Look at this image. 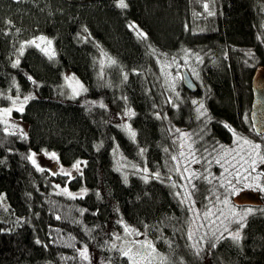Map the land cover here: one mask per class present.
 <instances>
[{"label": "trees", "instance_id": "16d2710c", "mask_svg": "<svg viewBox=\"0 0 264 264\" xmlns=\"http://www.w3.org/2000/svg\"><path fill=\"white\" fill-rule=\"evenodd\" d=\"M118 3L0 0V106L23 103L14 112L27 127L22 135L0 122V264H130L117 246L125 227L152 236L162 264H264V203L240 223L230 212L244 209L230 192L234 171L252 152L243 140L264 147L250 121L252 76L264 65V0ZM39 36L51 40V58L28 43ZM174 52L201 62V85L195 92L182 85L184 99L166 103L169 92L155 82L157 59ZM69 74L83 82V93H69ZM203 92L206 113L197 117L190 99ZM169 125L188 131L195 153L189 176L199 179L187 185L189 192L196 186L201 215L192 247ZM42 150L66 167L79 162V171L67 178L40 169L27 157ZM115 150L160 178L125 177ZM239 229L237 241L230 234Z\"/></svg>", "mask_w": 264, "mask_h": 264}, {"label": "rangeland", "instance_id": "374dc122", "mask_svg": "<svg viewBox=\"0 0 264 264\" xmlns=\"http://www.w3.org/2000/svg\"><path fill=\"white\" fill-rule=\"evenodd\" d=\"M205 5L208 6V4H205ZM261 12H262V15L264 16V5H262ZM263 33H264V29H263ZM39 37H43V36H39ZM39 37H36L34 39L36 43L40 45V48H47L48 52H51L52 42H51V45L47 44V41H49L50 39L47 37H44L45 42H41L39 40ZM258 38L262 40L261 34H259ZM252 54L253 53L251 51L246 52V62L251 66L252 65L255 66L256 64L255 62L257 59ZM184 57H187V56H184ZM189 59H190V62H187L186 60H180L179 58H176V57H173L171 59L168 57L157 59L159 66H158L157 73L155 74L156 75L155 82L159 83L160 85L165 86L166 91L169 92V96L171 99H166V103L171 102V100L174 101L175 103H178L179 100L184 99L182 95V91H181L182 90L181 87L183 85L181 70L183 68H187V70H189L190 74L196 81L195 83L201 85V78H200V74L198 71L201 62L197 64L196 58L191 57ZM100 61L102 65H104L105 63V66H106L107 61H106L105 55L101 56ZM67 83L69 85V93L71 95L77 96L85 91V85L75 75H71V74L67 75ZM74 89H75V94L73 93ZM170 94H172V96ZM206 95L207 94H204L203 92V95L200 96L199 98L190 99L191 105L194 107L195 114L197 117L204 116L206 113V110H205V96ZM201 103L203 104V108H200ZM20 105L21 104L17 103L15 105L12 104L11 106H7V107L0 106V110L4 108L12 109L9 116L4 117L0 115V122H3L6 120L7 123L3 122L6 125V127L12 129L14 132L20 133L22 135H26V132H27L26 124H24L15 115V112H14L16 111V108H18ZM128 118H129V115L124 116L123 123H127ZM228 129L233 133L235 138L238 136L232 127L228 126ZM169 132H170L169 134L171 135L170 139L174 147V153L172 156L171 165H173L174 167V171H175L174 174L178 177L177 179H179L180 181V191L182 192V200L184 201L183 203L187 204L186 203L187 200L185 199V196L187 192H189V188L187 185L189 182H188V179L182 180L181 175L185 177H189V173L191 172V169H192L194 156L192 155L193 152L191 149V141H190L188 131L185 130L184 128L177 127L174 125H169ZM184 134H187V136H185ZM261 136L264 137V134ZM261 142L260 141L254 142V144L261 145V155H264V147ZM181 145H183V147H181ZM181 152L184 153L183 156L181 155ZM52 153H55V152L42 150L39 152H34L32 154H35L34 159L36 161V165L40 169L47 171L55 176L62 175V176H66L67 178H71L79 171V168H75L74 165L69 166V167L61 165L57 153H55L56 154L55 159L52 158L51 156ZM113 155H114V160H115V165H116L117 170H119V172L122 173L125 177H128L131 174L133 175L141 174L144 177L147 176V178L155 176L154 173L151 172L149 168L145 167L143 163L141 166L133 165L129 163L124 158L123 153L120 152L119 150H115ZM173 157H176V159L173 160ZM251 157L252 159H255L253 155L252 156L249 155L245 157L244 161L248 165L243 164V168H241L240 166V170L234 171L235 173L234 187L238 189L239 191L236 194H234V196L232 197L233 204H234L233 198L238 197L243 191H253V192L258 193L259 198L264 203V191H260L259 189L255 187H244L243 186L245 183H247V184H253V185L259 184L262 187H264V162H261L260 158H257V161L255 160L256 161L255 171H253L250 168L251 162H249ZM79 166H80V163H79ZM177 167H179V171H177ZM145 168L148 169L147 173L143 171V169ZM185 168H187V171H185ZM65 173H69L70 175H66ZM244 176L248 177L247 181L243 180ZM237 178L241 180V183H237ZM0 201L2 205L6 207V202L3 200V198H0ZM242 207H244V209H239L238 211H233L231 209L230 212L243 213L248 208H251L253 210V206H251L250 204L242 205ZM200 215H201V211L197 207H194L192 211H189V208H188V213L186 217V236L188 239L189 247H192V245L194 244V238L198 231V219ZM233 217H236L235 219H239V216H233ZM128 229H129L130 234L126 232L118 234L119 236H123L121 240L117 242L118 249L127 250V248L131 247L132 253L135 254V257L139 261V264H148L149 259L151 260V264L164 263L166 256L165 254L159 251V248L157 247V242L152 236H150L147 232L136 230L131 227ZM237 231L239 232V235L241 238L242 230L239 229ZM235 232H232L230 235L233 236ZM189 233L192 234L191 239H189ZM146 242H150L155 248V254H153L151 257L148 256V253L151 251V249L147 248L146 246L145 247L141 246L142 244H145ZM96 262L97 264H111L109 261H106L103 258H98Z\"/></svg>", "mask_w": 264, "mask_h": 264}, {"label": "snow or ice", "instance_id": "6c2138e0", "mask_svg": "<svg viewBox=\"0 0 264 264\" xmlns=\"http://www.w3.org/2000/svg\"><path fill=\"white\" fill-rule=\"evenodd\" d=\"M127 6H128V5L125 3V0H119L118 7H120V8L123 9V8H127ZM204 7H205V9H207V5H205ZM210 14H211V13H210ZM140 35H141V36H144L143 33H140ZM145 38H146V36H145ZM39 40H40L41 42H45V38H44V37H39ZM28 43H29V44H33V45H35V46L38 47V48L40 47V45L37 44L35 40L28 41ZM47 44H48V45H51V41H50V40L47 41ZM23 48H24V45H21V54H23ZM41 51L45 52L46 55H49V56H50V54L48 53V49H47V48H41ZM50 58H51V56H50ZM18 63H19V61L17 60V61H16V64H18ZM112 63H115V61H112ZM14 66H15V65H14ZM125 78H126V77H125ZM73 93L75 94V89L73 90ZM28 99H29V97H25V102H26ZM12 103H13V105H15V104H16V101L14 100ZM23 107H24V104L21 103V105H20L18 108H16V110H17V111H23ZM200 108H203V104H202V103L200 104ZM11 111H12V109L4 108V109L0 110V115H2V116H4V117H7V116L10 115ZM129 115H133V113L129 112ZM3 122H4V123H7L6 120L3 121ZM226 127H227V125H226ZM5 131H7V129H5ZM128 131H129L131 137L134 139V138H135V135H136L135 132L132 131L130 128L128 129ZM13 134H14V133H13ZM184 135L187 136V134H184ZM243 143H244V144H247V145H250V147H251V149H252V152L249 153L250 156L255 155L256 157H259V158H260V161H261V162H264V155H261V145H260V144H253V143H251L250 141H248L247 139H244V140H243ZM181 147H183V145H181ZM226 152H227V150H225V153H226ZM181 155L183 156L184 153L181 152ZM192 155L194 156L195 153L193 152ZM34 156H35V154H32L31 156L27 157L28 159H30V160L32 161L33 165L36 164V161H35V159H34ZM51 156H52L53 159L56 158V154H55V153H52ZM221 158H222V157H221ZM175 159H176V157H173V160H175ZM219 162H220V161H219V159H218V160H217V163H219ZM255 164H256V161H255V159H253V160L251 161V164H250V168H251L253 171H255ZM74 167H75V168H79V162H78L76 165H74ZM143 171H145V173H147L148 169L145 168V169H143ZM177 171H179V167H177ZM185 171H187V168H185ZM65 174H66V175H70L69 173H65ZM154 175H155L157 178H159V175H160V174L157 172V173H155ZM192 177H195V178L199 179V176H198L195 172H192L191 175H190L189 177H185V176L181 175V179H182V180H183V179H188L189 184H191ZM142 178L145 179V182H147V176L142 177ZM243 180H244V181H247V180H248V177H247V176H244V177H243ZM125 182H127V178H125ZM209 182H211V181H209ZM237 183H241V180H240L239 178H237ZM173 186H175V185H173ZM221 186H223V185H221ZM243 186H244V187H255V188L259 189L260 191H264V187H262V186L259 185V184H255V185H253V184H247V183H245ZM65 191H66V190H65ZM195 191H196V186H195L194 184H192V189H191V191H190V192H187V194H186V196H185V199L188 200V201L190 202V205H189V211H192V210L194 209V207H195V201L192 199V197H193ZM238 191H239V190L236 189L235 187H231V188H230V192H231L232 194H236ZM183 202H184V201L182 200L181 203H183ZM224 203L227 204L228 201L225 200ZM251 213H252V209H251V208H248V209H247L246 211H244L243 213L232 212V215H233V216H239V220H237L236 222H237V223H240V222H241V221H242L247 215H249V214H251ZM204 215H205V218H208V217L211 215V212H210V211H206V212L204 213ZM57 218L59 219V217H57ZM242 226H243V225H242ZM225 231H228L227 227H225ZM125 232H126V233H129V229H128L127 227H125ZM129 234H130V233H129ZM191 238H192V234L189 233V239H191ZM232 238H233L234 240H237V241H238V240L240 239L239 232H238V231L235 232V233L233 234ZM37 243H39V241H37ZM141 246H142V247H145V246H146L147 248L151 249V251L148 253V256H149V257H151L153 254H155V248L153 247V245H152L150 242H146L145 244H142ZM113 247H115V245H113ZM121 251H122L123 255L129 259L130 264H139V261L136 259L135 254L132 253V248H131V247L127 248V250L121 249ZM80 256L83 257L84 259H87V258H88V257H87V249H86V248H85L83 251L80 252ZM148 264H151V260H150V259L148 260Z\"/></svg>", "mask_w": 264, "mask_h": 264}, {"label": "water", "instance_id": "95a60500", "mask_svg": "<svg viewBox=\"0 0 264 264\" xmlns=\"http://www.w3.org/2000/svg\"><path fill=\"white\" fill-rule=\"evenodd\" d=\"M183 85L186 89L195 92L196 83L193 82L188 71L183 72ZM253 99L250 109V121L254 132L261 136L264 134V65L256 67L251 82ZM234 203L241 206L247 204L261 205L259 195L252 191H243L238 197L234 198Z\"/></svg>", "mask_w": 264, "mask_h": 264}, {"label": "bare ground", "instance_id": "6f19581e", "mask_svg": "<svg viewBox=\"0 0 264 264\" xmlns=\"http://www.w3.org/2000/svg\"><path fill=\"white\" fill-rule=\"evenodd\" d=\"M171 55H173L174 57H176V58H179L180 60H186L187 62H190V59L188 58V57H184L182 54H179V53H177V52H174L173 54H171ZM168 58H173V57H168ZM192 60V59H191ZM185 71H188L189 72V70H187V68H183L182 70H181V75H182V80H183V72H185ZM189 74H190V72H189ZM190 76H191V78H192V80H193V82L195 83L196 81L194 80V78L192 77V75L190 74ZM197 85V89H198V86H200V84H196ZM184 86V85H183ZM185 88H187V87H185Z\"/></svg>", "mask_w": 264, "mask_h": 264}]
</instances>
